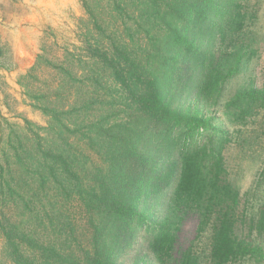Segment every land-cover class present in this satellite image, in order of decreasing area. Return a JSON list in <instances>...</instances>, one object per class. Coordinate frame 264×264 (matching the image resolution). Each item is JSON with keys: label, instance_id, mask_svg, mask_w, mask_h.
Masks as SVG:
<instances>
[{"label": "trees", "instance_id": "16d2710c", "mask_svg": "<svg viewBox=\"0 0 264 264\" xmlns=\"http://www.w3.org/2000/svg\"><path fill=\"white\" fill-rule=\"evenodd\" d=\"M105 1L102 7L113 20L96 13L104 0H95L96 8L82 0L98 34L84 35L82 72L50 63L81 84L78 99L58 87L36 94L47 126L25 119V135L13 131L17 141L1 149L0 236L6 259L10 264H145L149 258L156 264L264 262L262 248L237 234L249 200L227 167L229 132L198 111L174 107L195 94L203 101L222 96L225 84L254 60L255 52L243 60L237 48L253 22L247 0ZM144 18L148 29L140 53L133 41L145 28ZM231 47L236 51L227 53ZM113 85L120 96L113 95ZM262 110L264 91L250 87L236 94L225 115L247 125ZM164 205L162 214L158 207ZM259 214L251 234L264 232V205ZM190 221L197 227L194 240L209 234L201 251L194 240L181 239Z\"/></svg>", "mask_w": 264, "mask_h": 264}, {"label": "rangeland", "instance_id": "374dc122", "mask_svg": "<svg viewBox=\"0 0 264 264\" xmlns=\"http://www.w3.org/2000/svg\"><path fill=\"white\" fill-rule=\"evenodd\" d=\"M89 1L96 8L95 0ZM245 4L249 5L248 12L253 16V22H249L237 48H242L243 60L255 52L254 60L225 84L226 90L222 96L203 101L194 97L195 94L190 96V100L175 101L174 107L184 113L198 111L207 120L213 119V122L229 132L231 146L227 152V167L231 178L249 200L247 215L237 234L239 238L247 239L264 251V232L253 230L251 234L253 220L260 218L259 211L264 205V110L250 119L247 125L235 124L225 115L227 105L240 90L257 87L264 91V0H247ZM105 5L104 0L96 8V13L105 21L113 20L106 8L102 7ZM142 21L145 28L141 33L135 32L133 41L134 48L140 53L148 29L146 18ZM115 26L117 22L112 23V27ZM92 31L95 36L98 35L82 0H0V161L1 149H6L9 141H17L12 132L15 131L21 137L25 135V119L30 120L34 126H47L48 118L37 109L42 102L34 99L36 94L51 93L58 87V91L75 93L74 97L78 99L81 84L71 80L67 73H61L50 63L58 67L64 65L75 75L82 72V42L85 34L90 32L93 35ZM235 51L231 47L226 52ZM228 63L233 67L236 65L233 60ZM33 67L37 69L31 73ZM116 89L113 95L120 96ZM117 101V105H120L122 99ZM73 102L72 97L70 103ZM64 103L68 105V101ZM70 210L75 212V208ZM158 210L163 214L165 205L163 208L159 206ZM195 237L197 227L195 222L190 221L181 232V239L183 242H192ZM208 237L206 232L203 237L194 240L199 251L206 247ZM0 264H10L3 251L1 236ZM127 264L135 263L132 260ZM145 264L156 262L149 258ZM242 264L264 262L251 259Z\"/></svg>", "mask_w": 264, "mask_h": 264}]
</instances>
